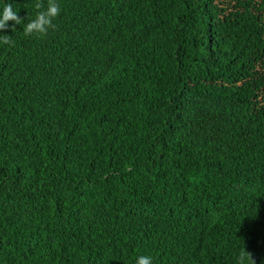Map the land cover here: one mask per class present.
<instances>
[{
	"label": "trees",
	"instance_id": "16d2710c",
	"mask_svg": "<svg viewBox=\"0 0 264 264\" xmlns=\"http://www.w3.org/2000/svg\"><path fill=\"white\" fill-rule=\"evenodd\" d=\"M5 2L0 264H264V0Z\"/></svg>",
	"mask_w": 264,
	"mask_h": 264
},
{
	"label": "clouds",
	"instance_id": "9594fccd",
	"mask_svg": "<svg viewBox=\"0 0 264 264\" xmlns=\"http://www.w3.org/2000/svg\"><path fill=\"white\" fill-rule=\"evenodd\" d=\"M35 7L43 10L37 11L35 18L24 26L23 32L26 36H45L55 27L53 21L60 15L58 0H48L46 8L42 2H37ZM10 21L13 22L11 30L14 31V25H20L23 20L19 17V12L14 10L12 2L0 0V32L10 27ZM14 42L13 37L0 35V45L12 46ZM153 259L151 255H139L135 258V264H153Z\"/></svg>",
	"mask_w": 264,
	"mask_h": 264
},
{
	"label": "rangeland",
	"instance_id": "374dc122",
	"mask_svg": "<svg viewBox=\"0 0 264 264\" xmlns=\"http://www.w3.org/2000/svg\"><path fill=\"white\" fill-rule=\"evenodd\" d=\"M188 249H194L196 252H198V248H199V241L198 242H195V243H193V244H190L188 247H187ZM198 258H199V256H197ZM201 262H203V261H201Z\"/></svg>",
	"mask_w": 264,
	"mask_h": 264
}]
</instances>
